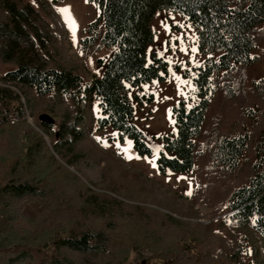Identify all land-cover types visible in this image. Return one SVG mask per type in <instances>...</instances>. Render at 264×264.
I'll use <instances>...</instances> for the list:
<instances>
[{
	"label": "trees",
	"instance_id": "16d2710c",
	"mask_svg": "<svg viewBox=\"0 0 264 264\" xmlns=\"http://www.w3.org/2000/svg\"><path fill=\"white\" fill-rule=\"evenodd\" d=\"M39 1L40 8L0 0V128L27 123L34 114L33 97L60 117L57 131L51 119L38 124L42 134L29 124L19 147L0 139V146L15 155L7 164L0 157V217L12 237L7 247H0V264H115L116 257L137 250L157 256L160 264H264L263 258L249 263L244 258V241L255 255L264 244V76L253 81V98L245 87L247 67L261 59L252 51L264 40V0H97L99 15L88 31L101 30L85 37L83 47L87 54L104 47L114 50L107 61L98 59L106 63L103 75L88 81L76 63L64 59V49L56 43L57 26L42 14L44 0ZM161 9L180 12L192 23L206 58L182 71L192 80L197 101L182 99L173 107L176 131L159 136L164 150L158 168L165 174L189 172L198 165L205 183L197 195L206 199L226 181L231 213L220 220L225 236L202 222L196 224L201 229L191 227L189 239L174 235L169 225L179 220L130 201L112 182L103 187L96 178L68 170L53 153L70 155L69 161L88 155L75 142L97 123L99 129L111 126L120 141L131 138L141 156L152 154L135 122L129 91L169 77L168 60L149 51L155 38L152 20ZM4 63L15 67L1 74ZM216 92L218 102L238 98L258 106L261 118L251 132L224 131L223 117L208 114ZM135 99L151 103L154 94L136 93ZM44 132L56 138L52 145ZM247 150L256 159L246 165V179L241 159ZM60 167L67 172L57 173ZM130 220L160 247L151 250L133 240L127 232ZM123 230L132 243L115 242Z\"/></svg>",
	"mask_w": 264,
	"mask_h": 264
},
{
	"label": "rangeland",
	"instance_id": "374dc122",
	"mask_svg": "<svg viewBox=\"0 0 264 264\" xmlns=\"http://www.w3.org/2000/svg\"><path fill=\"white\" fill-rule=\"evenodd\" d=\"M22 3H31L40 8L39 0H19ZM42 14L50 22L57 26L58 37L56 43L64 49L65 60L76 63L81 68V74L85 80L94 76L101 77L106 63L100 64L98 59L110 58L114 47H104L100 51L87 54L82 40L101 30L88 31L89 24L97 19L99 9L97 0H44L41 9ZM155 31L154 41L149 46V51L155 50L169 62V77L165 81L153 80L144 83L142 87H132L129 91L131 100L135 106V122L146 134V142L152 148L151 155L141 156L134 147L131 138L124 141L118 139V133L111 126L99 129L97 123H92L87 137L78 139L75 144L78 149L87 151L88 155L74 158L69 161V156L62 157L53 150V153L64 167L72 172H81L87 179L96 178L100 185L105 187L108 182L118 186L120 195L126 196L130 201L158 208L160 211L179 220L178 223L170 222V233L185 235L189 239L192 236L191 227L201 229L199 222L207 227L213 226L218 233L225 236L227 233L221 228L220 220L227 219L231 209L227 204L226 181L222 185L213 188L210 199L197 195L205 179L198 165L189 172L168 171L161 173L158 168L157 158L160 151L164 150L160 135L175 132L173 107L182 99L189 100L190 104L197 101L195 88L190 78L182 75V71L191 70L192 66L202 64L206 55L198 48L197 30L190 21L180 12L161 9L158 10L152 20ZM264 40L260 41L253 54L261 56L257 63L247 67L245 87L248 96H252L251 85L264 76ZM180 66V71L177 69ZM15 67L13 63L1 65V74ZM154 94L151 103L139 104L135 94ZM253 98V97H251ZM218 92L214 94L213 102L209 108V115L219 114L223 117V130L228 132H251L255 123L259 122L261 115L255 103L244 101L227 100L218 102ZM24 100V98H23ZM34 114L28 117L25 124H7L0 128V139L10 141L16 146L23 143L24 131L30 124L35 130L43 133V128L38 124L42 121H53L57 131L60 117L57 113L45 108L39 98L33 97ZM248 108V110H247ZM97 100L94 101L93 114L99 115ZM45 133V132H44ZM57 140L59 135L56 133ZM47 143L52 145L53 140L48 134H44ZM59 142L58 146H63ZM20 153V152H19ZM4 163H8L13 153L6 152L5 146H0V157ZM21 156H19L20 158ZM23 160V157H21ZM256 157L251 150H247L242 159L243 177L249 176L245 169L249 162L255 161ZM67 172L60 167L58 172ZM232 185L237 182L232 179ZM204 198V199H203ZM37 210V207H36ZM170 220V219H169ZM4 219L0 217V247H7L12 237L4 232ZM205 227V228H207ZM127 232L132 239L137 238L141 245H147L151 250L160 247V243L152 241L137 222L130 220ZM125 230L116 233L115 242L120 244L132 243L131 237ZM195 242V241H194ZM256 242H259L256 238ZM245 262H254L255 258L264 259V244L255 255L254 249L248 241H244ZM197 243H195L196 245ZM115 264H160V258L149 256L142 250L133 251L128 255L115 258ZM156 261H159L156 263Z\"/></svg>",
	"mask_w": 264,
	"mask_h": 264
}]
</instances>
